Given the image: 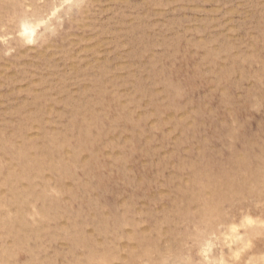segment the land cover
<instances>
[{
  "label": "rangeland",
  "instance_id": "rangeland-1",
  "mask_svg": "<svg viewBox=\"0 0 264 264\" xmlns=\"http://www.w3.org/2000/svg\"><path fill=\"white\" fill-rule=\"evenodd\" d=\"M0 264H264V0H0Z\"/></svg>",
  "mask_w": 264,
  "mask_h": 264
},
{
  "label": "bare ground",
  "instance_id": "bare-ground-1",
  "mask_svg": "<svg viewBox=\"0 0 264 264\" xmlns=\"http://www.w3.org/2000/svg\"><path fill=\"white\" fill-rule=\"evenodd\" d=\"M38 27V26H37ZM33 29V28H32ZM30 30H31V28H30ZM29 31V30H28ZM31 36V35H30ZM33 36V35H32Z\"/></svg>",
  "mask_w": 264,
  "mask_h": 264
}]
</instances>
